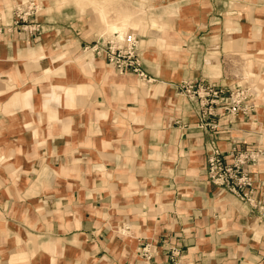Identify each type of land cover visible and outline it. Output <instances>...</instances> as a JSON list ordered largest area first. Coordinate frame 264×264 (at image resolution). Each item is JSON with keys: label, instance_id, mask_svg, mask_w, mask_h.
Masks as SVG:
<instances>
[{"label": "crops", "instance_id": "0c3cea01", "mask_svg": "<svg viewBox=\"0 0 264 264\" xmlns=\"http://www.w3.org/2000/svg\"><path fill=\"white\" fill-rule=\"evenodd\" d=\"M16 2L0 0L5 23L12 21ZM159 3L187 5L190 27L177 30L174 43L169 34L159 36L161 45L175 44L174 58L159 55L155 63L144 55L150 91L135 93V80L112 76L85 49L99 36L81 46L90 57L66 63L78 92L87 79L79 67L106 82L100 96L85 97L69 86L63 98L57 91L62 85L41 77H32L23 94L11 88L9 75L14 78L17 70L23 80L14 61L37 57L42 20L36 19L35 36L15 32L0 40V264H171L175 248L177 264H264V236L258 239L253 231V224L260 228L263 222L261 210L247 222L215 221L217 186L208 177L213 141L225 154L236 144L259 147L264 110L239 116L213 136L200 127L195 105L178 92L182 80H245L243 55L264 52V0ZM138 35L143 52L144 37ZM38 58L42 68L50 62ZM31 64L24 68H35ZM124 88L130 90L123 94ZM117 107L125 108L120 118L112 113ZM127 111L145 117L135 126L122 115ZM252 176L260 190L264 175ZM146 245L150 261L142 257Z\"/></svg>", "mask_w": 264, "mask_h": 264}, {"label": "rangeland", "instance_id": "374dc122", "mask_svg": "<svg viewBox=\"0 0 264 264\" xmlns=\"http://www.w3.org/2000/svg\"><path fill=\"white\" fill-rule=\"evenodd\" d=\"M35 1L38 5V15L36 19L42 20V25H44L42 29L43 38L37 44V49L35 52L37 57H29L28 59H25L30 64L32 63L31 65L35 66V68H24V66H30V64H23V62L17 63L16 61H14V64L19 66L18 70L21 71L23 80H21L20 76H18L17 70L13 75L14 78H12V75H9L10 78L8 80V83L11 84V88L19 89V91L23 94L27 90V88L31 87L30 80L32 77H41L43 78V80H49V78H52V82L58 83V85H62L63 89H58L57 91L63 98L65 97L67 90L70 89L69 86L72 87L71 89H73L76 94L79 93L82 95H86L85 97H89L91 96V94H94L95 96H100L105 91V87L107 85L106 82L97 80V78L92 73H88L87 71L84 72V68L79 67L80 73L87 77V79L85 80L86 84L83 85V91L78 92V84L68 79L69 66L66 61H73V65H76V63L79 64L78 62L81 63L82 61H84L85 56L90 57V55H86V53L82 52V45L83 47H85L87 44H89L99 36L104 35V31L106 29H108L107 34H110L111 32H116L113 31V29L117 27L118 32L133 31L143 36V46L145 49L142 52L143 58L146 54L147 57L150 56L152 62L156 63L158 61L159 55L165 54L166 56H171L170 58H174L176 55H174L175 44L170 43L166 46L161 45L159 36H162V34L165 33L169 34L173 39L174 43L175 39H177V36L173 34H175L177 30L182 29L181 27H183L185 30L189 29L190 27L187 5L181 6L182 8H180L178 6L160 4V0ZM9 2H11V0H9ZM100 2H102L101 5H99ZM126 14H129V16H126ZM99 15H104V17L106 18L105 21H101ZM46 20L47 22L49 21L47 25H45ZM49 24L51 27H47ZM143 24L146 26L145 32L140 30V27ZM178 27L179 29H177ZM178 39H181L180 41L182 42V39L184 38L178 37ZM189 40V37L184 39L185 42H188ZM179 44L180 43L176 45ZM182 45H184V43H182ZM66 48H68L67 51H64ZM178 54H184V52L181 51ZM40 55L47 56L50 60L49 64L46 66L47 68H42V66L40 65L41 63L38 58V56ZM77 56H80V61L77 58L74 59V57ZM96 58L104 62V64L108 68V72L111 71V73H113L112 76L127 77L132 80H135L134 83H131L134 87L133 91L135 93L146 90L150 91L151 84L148 83L152 82L147 83V81H144L141 78L132 74H118L113 70L112 67H110L105 62L104 59L98 57ZM243 59L245 62V66L242 67V70L245 80H241L239 84L244 85V87L248 90L252 98L254 96L257 97L256 99H254V101H251V104L255 105V110L263 111L264 52L261 51L260 53L258 52L255 54L246 53L245 55H243ZM62 61L64 63H62ZM145 67L147 70L148 66ZM224 79L225 78L221 79L223 80V82L220 83L228 86H233L240 81V79L237 80V78L232 77H228V80L226 81H224ZM14 82L16 84H13ZM32 87L36 89L39 88L38 85H32ZM127 89L130 90V88ZM127 89H121V91H124L123 94L128 92ZM123 94L121 95L123 96ZM77 103L78 102H76V104L74 105V107L76 108L78 106ZM118 103H121V101H119ZM137 103H139L140 106H142L141 104H143V106L145 105V103L141 102V100ZM53 104H55V106H58V103H56V101H53ZM105 109H110V107L105 106ZM113 110L116 112V115L120 118L122 116L119 112L121 110L125 111V108H114L112 109V113ZM41 111H43V109H41ZM122 115H124L128 121L133 122L135 126H137V121L139 119L145 117L144 113L135 112V114H133L132 112L128 111L124 112V114ZM256 138L254 136L249 137L251 142H253ZM256 142H258V148L262 150L263 156L261 157V160L256 166H251L250 168L246 167V171L250 174L252 178V175H255L260 171L264 175V132L260 134V139ZM254 185L255 181H253V186L251 189L254 192L252 194H248L247 196L243 195L240 192L238 194H235L234 192L229 191L225 187L217 186V194L215 196L214 201L215 212L212 218L215 221L228 219L230 221L241 220L247 222L250 219V216H253L255 214L256 216H258L256 213L257 211H264V180L261 182L260 190L259 187L254 189ZM235 186L236 185H232V187ZM255 218L257 219V217ZM260 221H263L260 224V228L259 224H253V231L256 232L258 239H261L264 236V219H261Z\"/></svg>", "mask_w": 264, "mask_h": 264}, {"label": "built area", "instance_id": "2783aa9c", "mask_svg": "<svg viewBox=\"0 0 264 264\" xmlns=\"http://www.w3.org/2000/svg\"><path fill=\"white\" fill-rule=\"evenodd\" d=\"M37 15L38 5L35 0H18L10 23H5L0 14V40L5 34L15 32L35 36L40 31L36 22ZM85 49L93 56L104 59L118 74H132L144 81H153L144 68L140 37L133 31L101 35ZM178 92L195 105L200 127L213 136L227 131V127L239 116H250L256 112L251 101L257 97L252 98L244 85L239 83L228 86L211 79L182 80L178 84ZM262 156L263 152L259 148L245 149L237 144L232 145L225 154L218 142L213 141L208 158L209 180L235 194H252L253 179L246 167L256 166ZM229 158L230 161L227 160ZM260 218L264 219V211H261ZM149 247L146 245L142 249V257L147 261L153 258ZM177 257L179 251L172 249L171 264H177Z\"/></svg>", "mask_w": 264, "mask_h": 264}, {"label": "bare ground", "instance_id": "6f19581e", "mask_svg": "<svg viewBox=\"0 0 264 264\" xmlns=\"http://www.w3.org/2000/svg\"><path fill=\"white\" fill-rule=\"evenodd\" d=\"M113 31H116V32H111V33H120V34H124V33H125L124 31H121V32L119 31V32H118L117 27H115V28L113 29ZM111 33H110V34H111Z\"/></svg>", "mask_w": 264, "mask_h": 264}]
</instances>
